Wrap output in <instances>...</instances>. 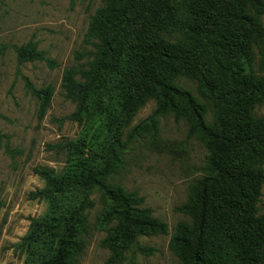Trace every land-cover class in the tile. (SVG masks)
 I'll list each match as a JSON object with an SVG mask.
<instances>
[{
  "label": "trees",
  "instance_id": "trees-1",
  "mask_svg": "<svg viewBox=\"0 0 264 264\" xmlns=\"http://www.w3.org/2000/svg\"><path fill=\"white\" fill-rule=\"evenodd\" d=\"M263 14L264 0H103L90 16L87 60L65 70L63 88L77 105L76 118L106 123L108 133L100 142L62 141L69 150L64 171L35 168L46 179L35 194L50 206L31 222L25 264L75 263L92 230L94 192L106 203L96 225L115 256L133 252L140 236L167 233L144 196L111 183L128 144L123 127L149 100L156 107L132 126L130 138L155 131L158 119L171 114L208 151L203 175L179 207L189 221L170 241L181 264H264V214L257 207L264 120L255 116L264 76L253 62L255 47L264 45ZM38 45L18 48L20 59L55 65ZM182 79L194 81L198 95ZM30 87L43 116L54 86ZM129 264H138L134 255Z\"/></svg>",
  "mask_w": 264,
  "mask_h": 264
},
{
  "label": "rangeland",
  "instance_id": "rangeland-1",
  "mask_svg": "<svg viewBox=\"0 0 264 264\" xmlns=\"http://www.w3.org/2000/svg\"><path fill=\"white\" fill-rule=\"evenodd\" d=\"M102 4L103 0H0V264H25L24 239L31 222L49 211L48 199L35 194L46 186L35 168L64 171L69 150L60 145L62 141L100 142L108 133L106 123L76 118L77 105L63 88L65 70L87 60L90 16ZM261 20L264 23V14ZM34 41L55 65L20 59L18 48ZM253 62L255 71L264 76V45L255 47ZM180 83L198 95L194 81ZM48 84L54 86V93L40 116L39 99L30 85ZM155 107L156 101L149 100L123 127L121 139L128 144L111 183L144 196V205L166 222L167 233L140 236L134 253L125 250L121 258L115 256L102 243L106 231L96 225L106 203L101 192H94L92 230L74 264H129L132 255L138 264H181L170 241L177 225L189 221L179 207L203 175L208 151L188 135L187 123L171 114L158 119L155 131L130 138L132 126L147 119ZM255 116L264 120V102L256 107ZM257 207L264 214V186Z\"/></svg>",
  "mask_w": 264,
  "mask_h": 264
}]
</instances>
